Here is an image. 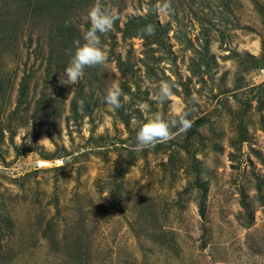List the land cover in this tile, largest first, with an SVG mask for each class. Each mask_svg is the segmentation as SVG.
Listing matches in <instances>:
<instances>
[{
  "label": "rangeland",
  "instance_id": "374dc122",
  "mask_svg": "<svg viewBox=\"0 0 264 264\" xmlns=\"http://www.w3.org/2000/svg\"><path fill=\"white\" fill-rule=\"evenodd\" d=\"M40 2L0 0V264H264V0H99L107 62L72 86L96 0ZM148 14L155 35L123 36ZM180 109L186 132L132 150Z\"/></svg>",
  "mask_w": 264,
  "mask_h": 264
},
{
  "label": "clouds",
  "instance_id": "9594fccd",
  "mask_svg": "<svg viewBox=\"0 0 264 264\" xmlns=\"http://www.w3.org/2000/svg\"><path fill=\"white\" fill-rule=\"evenodd\" d=\"M155 11L158 15L171 17V0H163L162 3L157 5ZM118 18V15L113 13L111 9L102 7L99 0H96V3L87 12L85 19L89 26L83 32L82 41L81 39L74 40L73 48L66 50L69 62L64 69L65 79L62 84L72 86L84 75L86 68L106 64L107 56L101 47V35L110 32ZM139 31L142 36L155 35V27L152 24L145 25ZM174 86L173 83L163 82L159 88V92L154 96L156 102L163 104L173 96ZM121 95L122 92L119 85L113 84L107 89L102 102L111 111H116L123 107ZM189 115L188 111L180 109L174 116L165 120L162 114L155 113L152 119L147 120L139 126L135 137L136 143L132 150L141 152L149 147H154L157 143H167L173 139L172 129L174 128L181 132H186L192 124L191 120L188 119Z\"/></svg>",
  "mask_w": 264,
  "mask_h": 264
},
{
  "label": "trees",
  "instance_id": "16d2710c",
  "mask_svg": "<svg viewBox=\"0 0 264 264\" xmlns=\"http://www.w3.org/2000/svg\"><path fill=\"white\" fill-rule=\"evenodd\" d=\"M51 1L50 4H55V8L57 10H60L61 8H63L65 5H72V3H74L77 0H49ZM38 2H40V0H38ZM45 0H41L40 3H44ZM152 4H154L151 1ZM152 6V5H151ZM149 8V7H148ZM150 9V8H149ZM151 17L148 15H144V16H138L136 19L133 20H129L128 22L125 23L124 28L122 30V34L124 37H131L133 35L138 34V32H140L139 30L142 29L145 25L147 24H151ZM73 48V43H71L70 45H68L67 50H70Z\"/></svg>",
  "mask_w": 264,
  "mask_h": 264
}]
</instances>
